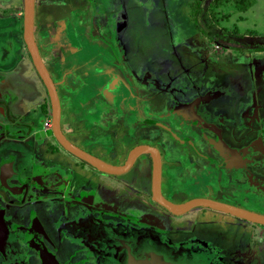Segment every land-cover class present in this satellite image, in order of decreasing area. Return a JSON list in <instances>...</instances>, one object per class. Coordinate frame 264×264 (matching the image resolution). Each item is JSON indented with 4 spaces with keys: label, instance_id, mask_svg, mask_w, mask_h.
<instances>
[{
    "label": "flooded vegetation",
    "instance_id": "1",
    "mask_svg": "<svg viewBox=\"0 0 264 264\" xmlns=\"http://www.w3.org/2000/svg\"><path fill=\"white\" fill-rule=\"evenodd\" d=\"M238 48L249 52L263 51L264 45ZM206 56L202 59L209 64V54ZM122 57L125 60L124 55ZM225 57L226 55L221 65L216 63L217 61H212L208 67L213 75L222 71L227 74L230 80L228 85L217 86L214 90L209 89L189 101H180L172 111L163 112L174 116L170 122L173 120L175 124L186 125L190 132L184 138L189 144L186 156L189 163L185 166L178 167L172 164L168 172L165 169L163 152H160L158 145L146 139L132 137L133 133H129L128 129L124 134L128 149L122 159L116 160L107 159L101 154L108 153L106 149H100L102 150L100 153L99 150L77 144L63 133L78 147L108 163L118 165L125 162L135 145L147 143L155 146L161 159V193L168 200H171L176 192L184 190L187 192L186 199L172 201L184 202L194 197H205L264 214V177L256 178L251 172L253 167H264V80L255 82V78H252L251 86L246 87L247 79L243 75L237 73L234 76L230 75V71L234 69L232 64L230 66L227 64L225 70L220 68L226 62ZM240 61L233 59L232 63H242ZM249 61L251 62L245 64L253 68L251 70L253 77L264 72V66L261 67L264 59L251 57ZM131 73L130 82L135 86L134 71L131 70ZM212 78L216 80V77ZM13 81L18 82L17 84L22 83L11 74H0V215L4 217L6 229L5 236L0 233V264H51L46 261L47 258L52 260V264H112L113 259L106 256L109 254L106 242L90 233L95 227L102 226L110 228L115 234H130L133 231L144 236L148 231L146 234H150V237L146 239L147 241L153 239L152 245L162 244L173 252L192 245V250L206 252L209 259L213 253L210 261L217 260L219 264H264V232L260 229L264 228L263 224L202 205L194 206L181 214L172 213L152 197L153 156L150 152L138 154L134 162L120 173L98 170L61 146L51 129V111L48 117L50 124L46 127L43 126L41 118L35 122L31 118L25 119L16 111L13 105L14 89L11 86ZM205 84L210 85L211 81L200 80L192 86L198 89ZM188 87L189 85L186 87L179 85L173 88L182 92ZM258 91L261 93L259 98ZM222 93L227 95L225 99L227 113L224 116L218 112L212 116L202 101H211L213 97ZM245 97L252 99L247 107ZM188 105H191L190 109L186 108ZM138 112L142 115L133 122V126L147 128L144 121L147 111L140 107L136 113ZM151 114L154 113L151 112L148 117ZM161 115L154 114L153 117ZM45 119L47 120V117ZM34 128H36L34 139L41 140L45 145L41 155H37L22 142ZM171 134L172 137L173 135L177 137L173 131ZM194 136L202 138L210 147H203V150L199 147L201 143H197L196 147ZM135 139L137 142L133 143ZM131 140L133 144L129 146ZM245 141L248 142L244 143ZM190 148L207 161L195 160L190 156ZM213 149L219 156L210 155ZM232 158L235 161L230 164ZM50 160L53 163L46 165ZM247 164L250 168L242 172ZM194 165L197 168L204 166V184L198 192L190 190L195 185ZM231 165L234 166L228 168ZM130 169L129 179L120 175ZM42 171H46L47 174L41 175ZM221 172H225L222 179ZM147 174L148 191L144 187ZM133 175L135 178H132ZM242 177L244 179L241 182L237 181ZM99 183L102 186L99 187ZM209 190L210 194L207 192ZM218 193L222 195L221 198L214 197V194ZM237 200L243 201L242 204H237L235 202ZM251 203L257 204L258 207L251 206ZM205 208L238 217L241 220L238 234L246 232L249 238H242L229 244L216 238L206 239L197 234L172 237L167 224L171 222L168 220L169 216L176 218V221L172 220L174 225H182L187 219L179 220L180 216L197 209L205 211ZM196 216L205 218L208 224L217 220V217L212 219L201 213ZM116 244L118 247L122 246L120 243Z\"/></svg>",
    "mask_w": 264,
    "mask_h": 264
},
{
    "label": "rangeland",
    "instance_id": "2",
    "mask_svg": "<svg viewBox=\"0 0 264 264\" xmlns=\"http://www.w3.org/2000/svg\"><path fill=\"white\" fill-rule=\"evenodd\" d=\"M13 1L15 0H12L11 3H13ZM216 2L217 0H126L128 19L127 21L119 23L118 36L121 37V42L124 46V61L129 65L130 70L134 71L135 75H133V79L136 84L143 86L145 89L144 95H147V100L144 103V107H142V109L147 111V116L144 117L147 128L139 126L134 127L133 122L136 121L142 113L138 112L135 115L132 111V107L128 109L127 113L130 117L128 119V122L130 120L129 124L125 125V123H123L122 125H117L116 130H118V133L109 137L107 143L103 141L102 134H95L94 137L95 139L97 137L96 142L100 144L101 149H106L105 151L108 152L101 153L102 150L98 151L104 157L114 160L123 158L128 149L124 134L126 128L129 127V133H133V136L130 135V137L146 139L148 142H155L158 145L160 152H163L165 169H167L168 172L172 164L178 167L185 166V164L189 163L186 158L189 144L187 141L185 142L184 138L190 132L186 125L175 124L173 120L170 122L171 118L173 119L174 116L169 113L163 114V112L172 111L180 101H189L197 95L206 93L209 89L214 90L217 86L223 87L224 85H228L230 80L227 74L222 71L213 75L208 67L212 61H217L216 63L221 65L224 55H226V62L223 66H220V68L222 67L221 69L225 70L227 66L232 64V69H234L230 71V75L234 76L236 73L238 75H243L247 79L246 87L251 86L250 79L252 78H255V82L264 80V72L259 76L253 77L251 72L253 68L245 64L246 62H251L249 61L251 57L264 59V50L249 52L238 48L264 45V0H255L251 6L244 10H241L238 5L235 4L234 0H219L217 3ZM65 5V7H68L73 4H71L69 0H66ZM54 7H59V9H57L60 11L63 9V6L61 8V6L57 4H55ZM1 11L2 10H0V15H4L5 13L7 16L14 11V7L7 5V7H3V13H1ZM22 21L23 15L18 18L16 41L20 42V45L18 46L17 58H13V64L15 66L19 61L29 69L28 62H31V57L22 37ZM206 54H209V64H207V62L205 63L202 59L204 56L205 58L207 57ZM16 59L17 61H15ZM233 59H239L243 64L232 63ZM215 68L217 69L218 67L215 66ZM213 76L216 77L215 81L212 80ZM138 78L141 79L138 80ZM54 80L57 82L55 77ZM200 80H209L211 84H205L198 89L193 88L192 84H196ZM179 85L184 87L189 85V87L182 92L173 88ZM260 95L261 93L258 91V98ZM225 99H227V95L225 96L222 93L213 97L211 101H202V104L208 108L212 116L217 115L218 112L225 116L227 113ZM244 100L246 102L245 107H247L252 99L251 97H245ZM186 108L190 109L191 105L186 106ZM151 112L154 114L161 113L162 115L154 118V114H151V116L148 117ZM124 113L122 116H124ZM66 123H68V118H63L62 125L64 129H66ZM199 126H201V124H199ZM171 131H173L177 137L174 135L172 137ZM64 132L77 144L84 145L78 137L67 131ZM211 134L213 135L214 133L211 131ZM224 137H227L225 132ZM248 138L250 139L251 136ZM194 140H196V147L197 143L202 144L199 145L201 149H203V147H210V144L206 141H202V138L199 139L194 136ZM132 142L133 140L129 142V146L136 143L137 139H135L133 143ZM246 142L248 141L244 143ZM191 149L192 148H190V156L195 158V160L199 162L207 161L206 158L199 157L195 151ZM210 155L219 156L218 152L214 149L210 151ZM234 161L235 159L232 158L229 163L233 164ZM52 163L53 161L50 160L46 165H51ZM233 166L234 165L228 166V168ZM131 169L120 175L129 179L131 176ZM203 169L204 166L199 168L195 165L193 166L195 185L192 186L190 190L198 192L202 189L204 184L203 176H205L203 175ZM251 172L256 178L264 177V167H253L251 168ZM220 174L222 179V175H225V172H221ZM132 178H135L134 175ZM148 178L149 174L146 175L144 183V187L147 191L149 190ZM221 179L219 181H221ZM243 179L244 177L237 181L241 182ZM98 186L100 187L102 184L99 183ZM207 192L208 194L211 193L210 190ZM186 193L187 192L184 190L176 192L171 197V201H182L186 199ZM214 197L221 198L222 195L218 193L214 194ZM235 202L237 204H242L243 201L237 200ZM250 205L255 208L258 207L257 204L251 203ZM200 213L212 219L213 217H217V220L215 223L208 224L205 218L202 219L196 216ZM169 217L168 220L171 222L167 224L170 227V234L173 238L197 234L206 239L216 238L220 242H228L229 244L235 243L242 238H249L246 232L238 234L241 223L238 217L215 209L205 208V211L203 209H197L196 211L193 210V212L184 214L179 217V220L187 219V221L184 220L182 225H174L172 220L176 221V218L172 216ZM260 229L264 232V228ZM258 234L260 235L261 233Z\"/></svg>",
    "mask_w": 264,
    "mask_h": 264
},
{
    "label": "crops",
    "instance_id": "3",
    "mask_svg": "<svg viewBox=\"0 0 264 264\" xmlns=\"http://www.w3.org/2000/svg\"><path fill=\"white\" fill-rule=\"evenodd\" d=\"M69 1L74 5L65 7L66 0H34V37L57 89L61 129L78 137L86 147L100 150L97 137L93 139L95 134H102L107 143L118 133L117 125L129 124L127 110L132 107L136 113L144 107L147 95L143 86L135 81L136 87L131 85L132 73L122 57L124 46L118 32L119 23L128 19L126 0ZM11 2L0 0L1 13L7 5L14 7L9 15H0V74H11L22 82L11 85L16 111L35 122L41 118L46 127L44 120L50 117L51 103L32 59L29 69L19 61L13 64L20 45L16 36L23 0ZM55 4L63 6L62 12ZM63 118H68L66 129ZM34 134L36 128L22 142L41 155L45 145L34 139ZM249 168L245 165L242 172Z\"/></svg>",
    "mask_w": 264,
    "mask_h": 264
},
{
    "label": "water",
    "instance_id": "4",
    "mask_svg": "<svg viewBox=\"0 0 264 264\" xmlns=\"http://www.w3.org/2000/svg\"><path fill=\"white\" fill-rule=\"evenodd\" d=\"M34 0H23V33L22 37L28 53L32 59L33 65L37 70L40 78L42 79L51 102V124L52 132L55 135L58 142L73 155L85 160L92 166L96 167L100 171L109 173H120L127 169L135 160L136 156L143 152H150L153 156V170H152V183L151 192L152 197L159 204L166 207L174 214H181L190 208L202 205L211 208H215L221 211L229 212L239 217L245 218L252 222H257L264 225V214L256 211L241 208L235 205H231L218 200L194 197L184 202H173L166 199L160 188L161 180V159L157 148L147 143H140L135 145L129 152L127 159L123 164H111L103 159L93 155L92 153L78 147L73 144L63 133L60 126V103L55 83L43 62L38 45L34 37ZM47 174L42 171L41 175ZM0 233L5 236V221L3 215H0ZM133 229V228H132ZM131 229V230H132ZM130 230V231H131ZM130 232V234H115L111 232L110 228L106 226L95 227L90 233H93L95 237H100L102 242H106L107 251L113 259L112 264H219L217 260L210 261L209 255L203 251L192 250V245L188 248H182L181 250L173 252L170 248H166L162 244L152 245V241H147L150 234ZM143 234V233H142ZM7 237V235H6ZM3 239V238H2ZM116 243H120V247ZM203 244H205L203 242ZM109 245V246H108ZM215 256V252H214ZM52 258V257H51ZM47 262L52 264L50 258L46 259ZM105 263V261L103 262Z\"/></svg>",
    "mask_w": 264,
    "mask_h": 264
},
{
    "label": "trees",
    "instance_id": "5",
    "mask_svg": "<svg viewBox=\"0 0 264 264\" xmlns=\"http://www.w3.org/2000/svg\"><path fill=\"white\" fill-rule=\"evenodd\" d=\"M218 1L219 0H217V2ZM254 1L255 0H234L235 4L238 5V7L241 10H244V9L248 8L249 6H251L254 3Z\"/></svg>",
    "mask_w": 264,
    "mask_h": 264
},
{
    "label": "built area",
    "instance_id": "6",
    "mask_svg": "<svg viewBox=\"0 0 264 264\" xmlns=\"http://www.w3.org/2000/svg\"><path fill=\"white\" fill-rule=\"evenodd\" d=\"M49 124H50L49 119H47V120L45 121V125H48V126H49Z\"/></svg>",
    "mask_w": 264,
    "mask_h": 264
}]
</instances>
